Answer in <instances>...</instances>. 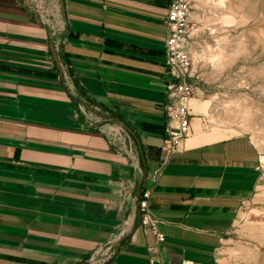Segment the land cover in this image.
Here are the masks:
<instances>
[{
  "label": "crops",
  "instance_id": "obj_1",
  "mask_svg": "<svg viewBox=\"0 0 264 264\" xmlns=\"http://www.w3.org/2000/svg\"><path fill=\"white\" fill-rule=\"evenodd\" d=\"M169 2L65 0V20L60 0H0V264H81L114 236L103 264L217 260L261 155L250 136L200 132L193 116L162 164ZM83 97L127 123L141 151L85 115ZM140 181L165 236L153 250L137 226Z\"/></svg>",
  "mask_w": 264,
  "mask_h": 264
},
{
  "label": "rangeland",
  "instance_id": "obj_2",
  "mask_svg": "<svg viewBox=\"0 0 264 264\" xmlns=\"http://www.w3.org/2000/svg\"><path fill=\"white\" fill-rule=\"evenodd\" d=\"M193 10L192 112L193 100L209 101L194 115L201 117L198 130L248 135L261 155L259 183L244 199L214 264H264V0H193ZM81 109L91 117L87 107ZM92 119L120 126L93 113Z\"/></svg>",
  "mask_w": 264,
  "mask_h": 264
},
{
  "label": "built area",
  "instance_id": "obj_3",
  "mask_svg": "<svg viewBox=\"0 0 264 264\" xmlns=\"http://www.w3.org/2000/svg\"><path fill=\"white\" fill-rule=\"evenodd\" d=\"M193 13V0H170L164 18L167 29L165 41V94L167 100L165 110L171 124L168 129L169 137L163 146L164 156L162 157V164L169 160L171 154L177 150L184 139L192 132V118L195 114L191 110L190 103L196 92V87L192 80L194 62L190 49ZM52 42L54 45L56 44L55 41ZM60 61L63 67V61L61 59ZM63 74L68 79H72L67 71L63 70ZM87 103L94 111L102 112L101 107L98 105ZM81 105L85 106L80 101V109ZM88 110L96 114L92 110ZM83 112L85 113V111ZM113 131L118 133L120 139H123L124 134H128V131L121 124L115 127ZM149 198L150 191L148 189L141 190L138 207L141 219L140 225L146 230H150L155 237L156 242L149 246V250H153L158 242L165 239V236L158 228L157 217L151 212ZM119 238L114 236L109 239L103 246L104 250L100 248L91 254L86 263L103 264L109 260L116 252Z\"/></svg>",
  "mask_w": 264,
  "mask_h": 264
},
{
  "label": "water",
  "instance_id": "obj_4",
  "mask_svg": "<svg viewBox=\"0 0 264 264\" xmlns=\"http://www.w3.org/2000/svg\"><path fill=\"white\" fill-rule=\"evenodd\" d=\"M60 9H61V13H62V16L63 18L66 20V10H65V0H60ZM50 47H51V53H52V56H53V59L57 65V67L59 68L60 70V73H61V77L64 76L63 74V70H62V66H61V61H60V58L58 56V53L55 49V45L53 43L50 44ZM88 109L92 110L93 112H95L96 114H98L99 116H102L104 118H107V119H111V120H114L116 122H119L129 133H131L137 140V144H138V149L139 151H141V145H140V141L139 139L137 138L136 134L134 133L133 129L125 122L121 121L120 119L116 118L115 116L113 115H110L108 113H104V112H96L92 109V107L84 100H80ZM142 185H143V181H140L139 185H138V200H137V203H138V206L140 204V193H141V190H142ZM140 213H139V218H138V222H137V226L140 225ZM81 264H87L85 261L82 262Z\"/></svg>",
  "mask_w": 264,
  "mask_h": 264
},
{
  "label": "bare ground",
  "instance_id": "obj_5",
  "mask_svg": "<svg viewBox=\"0 0 264 264\" xmlns=\"http://www.w3.org/2000/svg\"><path fill=\"white\" fill-rule=\"evenodd\" d=\"M192 105V101L190 103V106ZM209 105L208 100H193V106H194V111L195 112H201L207 109Z\"/></svg>",
  "mask_w": 264,
  "mask_h": 264
},
{
  "label": "trees",
  "instance_id": "obj_6",
  "mask_svg": "<svg viewBox=\"0 0 264 264\" xmlns=\"http://www.w3.org/2000/svg\"><path fill=\"white\" fill-rule=\"evenodd\" d=\"M56 36H57V35H56ZM54 37H55V36H54ZM54 37H52V38H54ZM52 38H51V39H52ZM51 43H53L52 40H51ZM60 55H61V60L63 61V63H64V64H67L66 59L62 56V54H60ZM67 69H68V65H67ZM68 73H69V75H71L69 69H68ZM71 77H72V75H71ZM73 80H74V79H73ZM80 100H81V99H80Z\"/></svg>",
  "mask_w": 264,
  "mask_h": 264
}]
</instances>
